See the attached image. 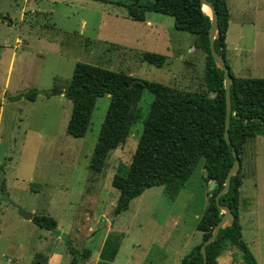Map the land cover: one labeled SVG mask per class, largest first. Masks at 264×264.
Instances as JSON below:
<instances>
[{"label": "rangeland", "instance_id": "374dc122", "mask_svg": "<svg viewBox=\"0 0 264 264\" xmlns=\"http://www.w3.org/2000/svg\"><path fill=\"white\" fill-rule=\"evenodd\" d=\"M229 10L225 63L235 76L264 77V0H231ZM146 19L160 31H149ZM146 19L129 18L125 5L111 0H0V191L7 196L0 201V264H30L33 252L45 253L48 233L57 234L49 246L60 254L58 264L69 263L67 243L77 251L88 248V260L97 262L99 246L113 234L120 235L113 264H177L199 242L194 225L209 190L202 158L172 199L154 185L111 213L118 194L111 175L130 160L151 94L142 90L139 117L93 173L88 160L109 96L95 97L84 134L74 137L65 133L70 101L50 93L66 86L76 62L182 91L204 90L205 55L194 35L174 28L169 14L147 12ZM144 51L162 54L164 62L142 60ZM29 89L38 90L33 100L7 98ZM240 173L241 238L255 262L264 264V136L245 142ZM9 201L52 216L56 232L12 217L5 210ZM4 240L14 247L4 249ZM216 264H242L239 251L224 249Z\"/></svg>", "mask_w": 264, "mask_h": 264}, {"label": "trees", "instance_id": "16d2710c", "mask_svg": "<svg viewBox=\"0 0 264 264\" xmlns=\"http://www.w3.org/2000/svg\"><path fill=\"white\" fill-rule=\"evenodd\" d=\"M111 1L125 5L127 16L133 20H144L146 12L169 14L174 28L193 34L194 46L205 55L204 90L182 91L144 80L134 81L128 86L133 79L129 75L76 62L63 89V95L71 104L65 133L82 136L95 97L109 96L87 165L91 172H99L107 153L124 140L130 125L139 117L136 103L142 90L146 89L152 98L141 120V130L130 160L127 164L118 163L110 178V185L118 191L111 213L115 216L125 210L132 198L154 185H161L164 193L172 199L202 158L203 183L208 185L211 179L215 183L208 188L206 204L194 225L201 234L200 240L177 263L202 264L199 246L222 215L214 203V196L233 162L230 145L223 138L225 97L222 70L213 62L208 48L209 16L200 8L199 0ZM207 1L213 5L217 16V36L213 47L224 58L228 20L226 3L225 0ZM141 58L156 66L164 62L162 54L150 51L142 52ZM228 70L231 82L227 134L240 164L245 142L256 135L264 136V77H240L235 76L229 67ZM37 93L38 90L29 89L7 98L33 100ZM242 176L239 166L230 176L228 189L218 197V203L228 206L234 217L221 226L214 239L205 245L207 264H216L218 255L232 246L239 251L242 264H256L241 238L238 222V188ZM31 221L38 227L56 232V220L50 215L33 214ZM119 236L113 234L104 239L99 251L100 259L112 260ZM66 245L71 254L68 264H83L90 254L88 248L77 251L68 243ZM46 259V254L35 252L32 262L45 263Z\"/></svg>", "mask_w": 264, "mask_h": 264}, {"label": "water", "instance_id": "95a60500", "mask_svg": "<svg viewBox=\"0 0 264 264\" xmlns=\"http://www.w3.org/2000/svg\"><path fill=\"white\" fill-rule=\"evenodd\" d=\"M199 5H200L201 9H202L203 5H205L209 8V13L205 12L206 14H208L209 19H210L208 30H207L208 48H209V53L212 57L213 62L222 70L223 89H224V97H225L223 138H224L225 143L230 145L231 154L233 156V162L225 174L223 184L214 196V203H215L217 209L222 213V215L217 220L215 225L213 226V228L210 232V235L208 237H206L199 246V252L202 256V264H207L206 260H205V251H204L205 245L214 239L215 235L217 234L218 229L221 226H223L225 223L231 221L234 217L232 211L230 210V208L228 206L218 203V197L228 189L230 176L239 169L240 164H239V160H238V157L236 155V152H235L233 146L229 142V138H228V134H227V128H228V123H229V119H228V116H229V85L231 82V76L229 74L228 66L225 63L224 58L221 57L214 50V47H213V40L217 36L216 12H215L213 5L210 2H208L207 0H199ZM134 81H137V79H132V81L129 83L128 86H130ZM50 93L51 94H63V90L54 88L50 91ZM214 183H215L214 180H212V179L209 180L208 188L209 189L212 188L214 186ZM0 201H7V196L4 195L1 191H0ZM10 204L17 209V214L20 215L23 219H31L32 213L23 210L20 206L14 204L12 202H10Z\"/></svg>", "mask_w": 264, "mask_h": 264}, {"label": "crops", "instance_id": "0c3cea01", "mask_svg": "<svg viewBox=\"0 0 264 264\" xmlns=\"http://www.w3.org/2000/svg\"><path fill=\"white\" fill-rule=\"evenodd\" d=\"M231 0H225V3H226V7H227V11H228V20H227V27H226V30H225V35H224V53H225V51H226V48H227V42H228V30H229V26H230V22H231V14H230V10H229V2H230ZM147 18V12L145 13V18H144V20ZM143 21V20H142ZM146 25H147V28H148V30L149 31H151V32H153V33H158V31H160L158 28H159V26H157V24H155V22H153V21H151L150 19H146ZM230 42H231V40H230ZM58 89V88H57ZM60 89H64V88H60ZM241 182H242V180H241ZM241 185V184H240ZM239 193H240V186H239V188H238V206H239ZM10 206V208L11 209H7V207H6V209L5 210H8L7 212L9 213V215H11L12 217H14V218H21V220H23L24 222H26V223H32V224H34L32 221H31V219H23L22 217H20V215H18L17 214V212H16V208L15 207H13L12 205H9ZM238 206H237V215H238ZM4 210V212H6ZM244 210V209H243ZM244 212V211H243ZM34 213H32V215H33ZM0 215L2 216L3 215V213L1 212L0 213ZM35 225V224H34ZM0 226H2V225H0ZM37 226V225H36ZM56 226H57V223H56ZM38 227V226H37ZM1 229V228H0ZM56 229H57V227H56ZM121 234H122V232H120ZM240 233H241V228H240ZM44 237V240H46L47 239V246H46V251H45V253L44 254H46L47 255V259H46V262L45 263H34V262H32V257H33V255H34V253L35 252H38V251H35V252H33V254H32V257H31V261H30V264H58L59 263V260H60V254L59 253H57L54 249H51L50 250V243L52 244H54V242H55V238H57V234L56 235H53V234H51V233H48V235L47 236H43ZM121 237H122V235H121ZM199 237H200V232H199ZM120 239V238H119ZM5 241V240H4ZM104 241V240H103ZM103 241H102V243H101V245L99 246V248H98V251H97V256H98V261L97 262H95V263H93V261H89L88 259L89 258H87V260H85L84 262H83V264H113V261H114V258H115V255H116V253H117V250H118V248H119V245H120V240H119V242H118V245H117V248H116V252H115V254H114V256H113V258H112V260H110V261H106V260H102V259H100V257H99V251H100V248L102 247V244H103ZM196 244V243H195ZM14 247V244H13V242H11V241H9V240H6L5 241V248L4 249H6V250H10V249H12ZM252 253V252H251ZM253 255V254H252ZM222 257H224V259H225V261L226 262H229L230 260H231V258L227 255V254H225V255H222ZM253 257H254V255H253ZM218 258V257H217ZM8 260V259H7ZM52 261V262H51ZM51 262V263H50ZM216 263H217V259H216ZM257 264V263H256Z\"/></svg>", "mask_w": 264, "mask_h": 264}, {"label": "bare ground", "instance_id": "6f19581e", "mask_svg": "<svg viewBox=\"0 0 264 264\" xmlns=\"http://www.w3.org/2000/svg\"><path fill=\"white\" fill-rule=\"evenodd\" d=\"M202 8H204V9H208V10H209V8H208L207 6H205V5H203ZM204 12H205V11H204ZM206 13H207V12H206Z\"/></svg>", "mask_w": 264, "mask_h": 264}]
</instances>
